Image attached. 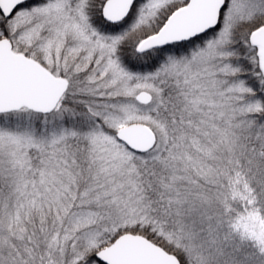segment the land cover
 Wrapping results in <instances>:
<instances>
[{"label":"snow or ice","instance_id":"obj_1","mask_svg":"<svg viewBox=\"0 0 264 264\" xmlns=\"http://www.w3.org/2000/svg\"><path fill=\"white\" fill-rule=\"evenodd\" d=\"M0 264H264V0H0Z\"/></svg>","mask_w":264,"mask_h":264}]
</instances>
